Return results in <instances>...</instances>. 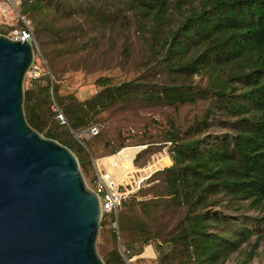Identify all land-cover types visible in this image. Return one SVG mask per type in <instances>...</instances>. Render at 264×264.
<instances>
[{
	"label": "trees",
	"instance_id": "trees-1",
	"mask_svg": "<svg viewBox=\"0 0 264 264\" xmlns=\"http://www.w3.org/2000/svg\"><path fill=\"white\" fill-rule=\"evenodd\" d=\"M52 11L59 13L58 25L49 18ZM20 13L30 19L42 46L45 31L66 44L58 54L79 51L61 25L73 13L80 17L78 29L121 28L124 59H133L132 31L147 52L138 72L122 78L100 74L97 90L78 98L61 90L56 51L43 46L50 71L42 65L39 77H29L43 82L24 86L28 123L68 146L92 187V158L116 152L106 161L125 180L137 169L132 157L141 166L161 142H169L168 161L161 154L140 169L150 173L167 164L158 170L157 187L172 199L169 214L158 198L129 204L116 217L104 213L99 232L112 241L105 263L128 264L132 249L137 254L152 241L161 264L170 258L222 264L235 252L242 255L240 264L248 263L264 242V0H20ZM159 72L166 76L160 82L152 79ZM140 101L173 108L202 101L203 108L189 121L168 120L157 132L147 126L137 132L120 127L111 137L102 127L95 135L81 136L106 109ZM129 145L143 147L135 153ZM126 217L131 226L122 228Z\"/></svg>",
	"mask_w": 264,
	"mask_h": 264
},
{
	"label": "water",
	"instance_id": "water-1",
	"mask_svg": "<svg viewBox=\"0 0 264 264\" xmlns=\"http://www.w3.org/2000/svg\"><path fill=\"white\" fill-rule=\"evenodd\" d=\"M33 59L34 42L0 33V264H106L96 249L98 194L74 152L26 119Z\"/></svg>",
	"mask_w": 264,
	"mask_h": 264
},
{
	"label": "rangeland",
	"instance_id": "rangeland-1",
	"mask_svg": "<svg viewBox=\"0 0 264 264\" xmlns=\"http://www.w3.org/2000/svg\"><path fill=\"white\" fill-rule=\"evenodd\" d=\"M8 0H0V33L4 31L6 26L13 25L10 30H6L4 34L10 35L11 31L15 27L20 26V22L24 24L30 25V19L25 17L23 18L19 16L20 13V1L17 3L16 8L7 9L6 15L3 13L4 5L9 4ZM71 3V1H69ZM10 6V5H9ZM56 17H55V16ZM73 16L67 17L64 19H60L61 25L63 28H67L65 33L67 34V38L70 39V45L74 46L76 44L79 47V51L73 53H63L58 54V50L66 46V44L59 42L56 36H51L52 33L45 31L43 34V38H45L46 43L43 45L47 49H55L56 53L53 54V58L55 60L54 67L60 76L61 82V90L62 91H72L78 98H85L91 93L97 90V85L95 84V79L100 74H113L118 78H122L125 76H131L138 72L139 59H143L146 55L144 44L141 43L139 37L132 31V35L130 36L131 45L133 46V59L126 60L121 56V28H117L115 31H109L107 28H92L87 27L78 29L75 27V23H77L80 17L73 13ZM49 18L53 20V23H57V18H59V13L49 14ZM80 23L78 22V25ZM69 26L71 28L69 29ZM126 27L123 26V30ZM99 35V37H97ZM43 46L36 40L34 43V60L35 62L42 67L46 68L47 71H50V67L48 65L47 59L43 55ZM77 47V48H78ZM153 80H157L158 82L166 79L165 74L159 72L156 75L152 76ZM43 81L39 79H31L29 77V70H27L24 79H23V87L25 85H35L39 84ZM55 104V103H54ZM147 104V103H146ZM140 101L138 103H134L130 107H110L101 113V118L96 123L100 125V127L104 130V132L108 133L111 137H113L117 130L121 127L124 131L130 130V132H137L141 130L143 127L147 126L150 128V131L157 132L161 130L163 126L166 125L168 120L176 119L177 121H189L191 120V116L193 114L199 113L203 108V102L197 101L196 103H187L178 105L177 108H173L170 106L162 105V104H147ZM133 130V131H132ZM82 136V135H81ZM84 136V135H83ZM89 137V136H86ZM169 142H161L160 148L151 152L148 157H144L145 163L143 165H137L133 162V158L131 160V164L134 167H143L146 166L151 161L159 160L161 154L169 155L167 152ZM132 146V145H129ZM116 153V152H115ZM109 155V154H108ZM106 156V155H103ZM102 157V156H101ZM97 158H92L93 160V169L95 171L96 168L99 169H108L113 175H116L115 182L121 190L125 189L131 183L132 186L128 187L133 190L137 184H139V178L141 175H145L148 171L144 172L140 169H133L129 172V176L126 177V181L122 178L123 173L115 165H109L108 161H100L98 162ZM168 162V164H170ZM96 164V165H95ZM167 164H162L156 168L155 171L150 172L152 174L146 175V177L141 181L139 188L141 191L137 194V196L130 201L125 202L122 201L121 206L118 209L128 206L129 204H133L135 202L146 200L147 198H158L161 206H163V210L165 213L169 214V210L171 206H168L170 200L166 194L162 195L159 186L157 187V183L160 180V176L158 174V170ZM128 167L125 165L126 168ZM154 169V168H153ZM120 177V178H119ZM86 179V178H85ZM86 182L89 183L88 178ZM125 183V184H124ZM135 184V185H134ZM163 191V189H162ZM159 195V196H158ZM160 196L165 197L166 201L163 202ZM177 201V200H175ZM178 207V205H177ZM118 211V210H117ZM116 217V214H115ZM101 220V219H100ZM116 227L118 225L117 220ZM129 217L125 218V222L122 228H129ZM100 225V222H99ZM100 228V226H99ZM96 239V249L98 254L102 257V259L106 256L107 252L112 247V241L109 236L103 235V233L99 232ZM254 237V236H253ZM155 241L152 243L146 244L142 247V250L135 254L136 250H131L130 257L126 258L128 264H161L157 260V248L155 245ZM123 247H120V250ZM122 251V250H121ZM257 253L252 257V259L246 264H261L264 262V242L261 243L257 249ZM242 255L235 252L228 259H226L222 264H240L239 260ZM135 258H138L137 261ZM166 264H195L192 261L183 260L182 258H170V260Z\"/></svg>",
	"mask_w": 264,
	"mask_h": 264
},
{
	"label": "built area",
	"instance_id": "built-area-1",
	"mask_svg": "<svg viewBox=\"0 0 264 264\" xmlns=\"http://www.w3.org/2000/svg\"><path fill=\"white\" fill-rule=\"evenodd\" d=\"M9 4L4 5L3 13L6 15L7 9H14L16 8L17 3H19L20 0H8ZM7 1V2H8ZM10 5V6H9ZM21 18L23 16L19 14ZM23 27H15L9 36L12 38L20 39V40H30L35 43V36L34 33L29 26V24H24ZM29 76L32 78H37L41 74V68L40 66L34 61L31 62L29 68ZM53 105V104H52ZM55 109H58L56 104L53 105ZM57 117L60 119V121L65 122L64 115L60 110H58ZM101 129L100 125L97 123H94L90 126H88L86 129L81 130L80 134L84 136H92L99 132ZM96 165V164H95ZM137 169H141V167H137ZM156 170V169H155ZM146 172V169L143 170ZM95 182L93 187L91 188L95 190V192L99 196V200L101 203V209H102V215L106 212H113L114 214L117 213L118 208L121 206L122 201L124 200L126 203L130 202L133 197L135 198L139 191H141V187L139 188V185L141 181L146 177V175L150 174L149 172L145 175H141L139 178V184L136 185L133 190L131 188H125L123 191H121L120 187L116 185L115 177L116 175H113L108 169H95ZM160 181V180H159ZM161 183V181H160ZM162 187V186H161ZM102 217V216H101ZM114 225H116V221L113 222Z\"/></svg>",
	"mask_w": 264,
	"mask_h": 264
}]
</instances>
